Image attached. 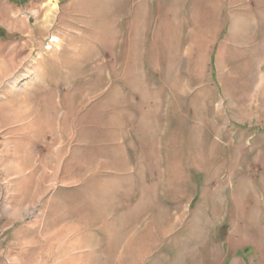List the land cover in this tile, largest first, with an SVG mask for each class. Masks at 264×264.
I'll list each match as a JSON object with an SVG mask.
<instances>
[{"label":"rangeland","instance_id":"1","mask_svg":"<svg viewBox=\"0 0 264 264\" xmlns=\"http://www.w3.org/2000/svg\"><path fill=\"white\" fill-rule=\"evenodd\" d=\"M0 264H264V0H0Z\"/></svg>","mask_w":264,"mask_h":264},{"label":"bare ground","instance_id":"2","mask_svg":"<svg viewBox=\"0 0 264 264\" xmlns=\"http://www.w3.org/2000/svg\"><path fill=\"white\" fill-rule=\"evenodd\" d=\"M53 40V39H52Z\"/></svg>","mask_w":264,"mask_h":264}]
</instances>
